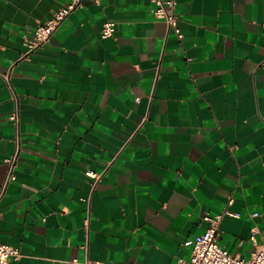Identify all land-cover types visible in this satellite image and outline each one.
Returning a JSON list of instances; mask_svg holds the SVG:
<instances>
[{"label":"crops","instance_id":"1","mask_svg":"<svg viewBox=\"0 0 264 264\" xmlns=\"http://www.w3.org/2000/svg\"><path fill=\"white\" fill-rule=\"evenodd\" d=\"M70 2L0 0V242L22 252L7 264H179L207 214L248 260L264 242V0H177L182 38L152 0H82L31 51Z\"/></svg>","mask_w":264,"mask_h":264},{"label":"built area","instance_id":"2","mask_svg":"<svg viewBox=\"0 0 264 264\" xmlns=\"http://www.w3.org/2000/svg\"><path fill=\"white\" fill-rule=\"evenodd\" d=\"M155 4L154 13L157 18L165 20L168 27L174 29L179 38L183 37L181 28L179 27V18L176 12L177 0H152ZM82 0H71L70 3L64 5L54 11L53 15L45 22L40 23L33 33V38L27 40V45L31 51L48 42L57 27L64 19L75 9L81 7ZM116 23L108 21L104 24L102 35L109 37L114 34ZM12 119H17V113L11 116ZM18 149L15 154L10 157L7 162L9 164V180L15 179L13 174ZM89 177L97 181L100 175L92 170L87 171ZM7 184V183H6ZM6 184L0 192V200L3 196ZM225 214L239 216L238 213H232L229 210ZM223 215L211 216L207 214L205 219L210 222V226L201 234L188 239L185 244L191 247V257L189 260L180 259L179 264H264V242L257 245L251 257L246 260L241 257L232 255L222 247L219 243V224ZM22 256L20 248L0 242V264H7L8 261L18 259ZM68 264H107L102 261L72 259Z\"/></svg>","mask_w":264,"mask_h":264}]
</instances>
